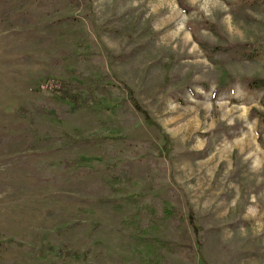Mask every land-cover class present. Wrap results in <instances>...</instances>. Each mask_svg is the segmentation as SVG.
I'll return each mask as SVG.
<instances>
[{
	"label": "rangeland",
	"instance_id": "rangeland-1",
	"mask_svg": "<svg viewBox=\"0 0 264 264\" xmlns=\"http://www.w3.org/2000/svg\"><path fill=\"white\" fill-rule=\"evenodd\" d=\"M12 1L0 0V14ZM259 1L252 7L244 0H65L50 16L39 15L41 3L32 6L29 24L5 29L0 19V127L24 123L15 116L17 106L43 96L33 90L31 74L50 68L52 47L76 49V19L83 20L80 26L100 43L114 79L133 90L155 121H142L131 130V135L159 146L157 157L166 170L155 181L165 185L166 197L171 189L177 191L180 201L175 203L187 217L193 213L200 229L204 246L196 262L166 253L168 264H264V123L252 113L253 108L264 112V88H251L247 82L248 77L264 76V62L240 58L235 51L218 53L229 79L218 92L224 72L209 60L191 30L210 42H264V0ZM206 21L220 27L225 38ZM32 35L47 41L28 49L24 41ZM25 55L35 60L20 61ZM51 122L69 134L98 128L91 113ZM29 142L22 131L7 147L0 145L4 240L39 248V236L51 232L50 245L70 241L86 253L84 262L73 258L72 264H115L130 256L121 248L119 228L133 209L120 195L99 204L98 197L110 194L99 177L53 186L38 184L29 168L31 160L65 155L100 166L103 152L85 145L62 149L57 139L37 149ZM144 169L137 164L141 176L132 193L152 185L151 174L148 182L142 176ZM74 222L79 224L69 226ZM3 249L6 260L37 264L21 246Z\"/></svg>",
	"mask_w": 264,
	"mask_h": 264
},
{
	"label": "trees",
	"instance_id": "trees-1",
	"mask_svg": "<svg viewBox=\"0 0 264 264\" xmlns=\"http://www.w3.org/2000/svg\"><path fill=\"white\" fill-rule=\"evenodd\" d=\"M244 2L252 7L260 3L259 0ZM38 3H41L40 16H50L65 6V0H13L0 14L4 28L29 24V8ZM76 21L79 22L74 30L77 36L76 49L52 47L48 51L50 68L31 74L33 90L43 96L25 100L17 106L15 116L24 123L20 128L0 127V145L7 147L24 131L32 149L57 139V147L62 149L85 145L102 151L105 158L100 166H86L78 157L65 155L55 159L31 160L29 168L38 184L53 186L99 177L101 183L110 190V194L97 198L99 204L114 202L112 196L120 195L131 205L133 213L121 219L119 228L121 248L128 251L130 256L119 257L115 264H168L166 253L177 254L194 263L204 246L195 217L193 213L187 217L175 203L180 201L176 190L171 189L172 195L166 197L162 192L165 185L155 181L166 170L157 157L160 150L157 142L131 135V130L140 122L155 124V121L133 90L126 83L114 79L100 43L90 29L80 26L84 21ZM206 24L210 25L209 29L214 33L225 38L220 27L210 21H206ZM191 30L209 60L218 64L224 72L217 87L218 92L227 86L229 80L228 71L224 62L217 57L218 53L235 51L240 58L264 62V42L260 40L210 42L193 27ZM46 41L44 36L32 35L24 44L28 49H35ZM19 60L30 62L35 57L25 55ZM247 82L251 88H264V76L248 77ZM84 113L94 116L97 129L89 133L69 134L63 129H56L51 122L52 119L71 120ZM252 113L259 116L261 124L264 123V112L253 108ZM259 140L263 143L261 129ZM137 164L146 166L142 176L144 174L148 182L147 175L151 174L149 181L152 185L146 184L137 193H132L141 176V173H136ZM78 224L74 222L69 226ZM127 229L131 231L127 233ZM50 234H41L40 247L34 248L18 239L4 240V237H8L0 230V264H18L14 260L4 259L2 251L5 246L10 249L23 247L37 264H72L73 258L79 263L84 262L86 253L74 248L72 242L60 240L50 245ZM49 252L53 253L52 256Z\"/></svg>",
	"mask_w": 264,
	"mask_h": 264
}]
</instances>
